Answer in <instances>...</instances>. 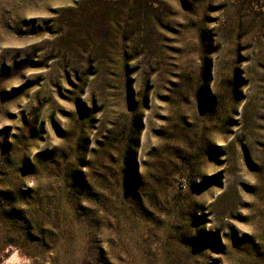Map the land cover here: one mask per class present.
Returning a JSON list of instances; mask_svg holds the SVG:
<instances>
[{"label": "rangeland", "instance_id": "obj_1", "mask_svg": "<svg viewBox=\"0 0 264 264\" xmlns=\"http://www.w3.org/2000/svg\"><path fill=\"white\" fill-rule=\"evenodd\" d=\"M0 264H264V0H0Z\"/></svg>", "mask_w": 264, "mask_h": 264}]
</instances>
